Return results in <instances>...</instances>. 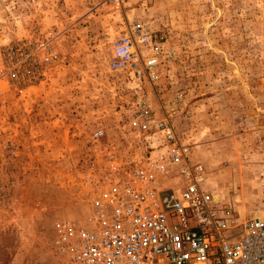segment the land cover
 Returning <instances> with one entry per match:
<instances>
[{"label":"rangeland","instance_id":"obj_1","mask_svg":"<svg viewBox=\"0 0 264 264\" xmlns=\"http://www.w3.org/2000/svg\"><path fill=\"white\" fill-rule=\"evenodd\" d=\"M136 22L163 48L142 90L108 67ZM141 93L213 196L260 217L264 0H0V264H64L58 224L88 215L91 176L166 145L159 126L129 125Z\"/></svg>","mask_w":264,"mask_h":264},{"label":"built area","instance_id":"obj_2","mask_svg":"<svg viewBox=\"0 0 264 264\" xmlns=\"http://www.w3.org/2000/svg\"><path fill=\"white\" fill-rule=\"evenodd\" d=\"M162 55L159 37L136 22L112 41L108 67L142 90L143 80L159 79ZM133 107L130 127L139 135L159 126L166 145L130 161L111 156L91 176L88 215L58 224L64 264H264V217L239 220L232 206L214 200L203 163L171 126L155 120L147 94ZM103 134L97 128L91 136ZM259 180L264 186V168Z\"/></svg>","mask_w":264,"mask_h":264},{"label":"bare ground","instance_id":"obj_3","mask_svg":"<svg viewBox=\"0 0 264 264\" xmlns=\"http://www.w3.org/2000/svg\"><path fill=\"white\" fill-rule=\"evenodd\" d=\"M214 200H218L219 199V195L218 194H215L214 196ZM258 214L260 215V217H264V210H259L258 211Z\"/></svg>","mask_w":264,"mask_h":264}]
</instances>
